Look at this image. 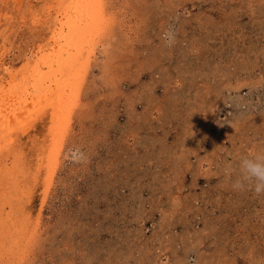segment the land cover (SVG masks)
<instances>
[{
  "label": "rangeland",
  "instance_id": "1",
  "mask_svg": "<svg viewBox=\"0 0 264 264\" xmlns=\"http://www.w3.org/2000/svg\"><path fill=\"white\" fill-rule=\"evenodd\" d=\"M20 1L0 0V90L44 72L1 147L0 264H264V196L224 174L264 150V0H102L87 68L62 72L56 5ZM56 78L66 99H31Z\"/></svg>",
  "mask_w": 264,
  "mask_h": 264
},
{
  "label": "bare ground",
  "instance_id": "2",
  "mask_svg": "<svg viewBox=\"0 0 264 264\" xmlns=\"http://www.w3.org/2000/svg\"><path fill=\"white\" fill-rule=\"evenodd\" d=\"M21 1H23V0H21ZM50 2H53V3L55 2V4L50 3ZM101 2H102V0H56V1L50 0L48 2V4H47L46 9L44 8L46 10V12H47V11H50L52 9L53 5H56V7H54V8H56L57 11H59L58 12L59 16L55 15V16H53L51 18V20L54 19V21L52 20L50 22V25H49L50 33L47 36L48 41H50L49 44L51 43V40H52V46L49 47V48H51L53 52H52V54L49 53V57H51L52 55L54 56V58H52V59L50 58L51 59L50 63H52V61L54 62L53 65H56V68H55L56 71H61V72L64 71V70L66 71V70L70 69L72 66H74L75 69L77 68V69H81V70H85L87 68L86 66H88L90 54L89 53H85L82 48H84L86 46H89V47L91 46V43H92L93 39H95V37L98 35L99 31H102L101 28L104 27V23L107 24V21H108V20H106V14L107 13L105 14L104 8H103V4ZM17 3L18 2H16V4ZM36 18H38V17H36V14L32 13L31 14V20L33 21ZM3 35H5V34H3ZM45 43H47V42H45ZM39 46H40V44L37 45V47H39ZM38 49H39L38 51H40V49L42 50L43 48H38ZM72 50H74V51H72ZM77 53H78V56L75 55ZM45 54H46V52H45ZM82 55H83L84 59H82L81 61L77 62V59L80 56H82ZM47 60H49V59H47ZM44 62L46 63V60ZM38 63L39 62H36L35 65H33L32 69H31V61H30V59H26L22 63L23 65H21L20 67L13 68L14 70L11 69L12 71H14L13 72L14 74L11 73L12 72L11 71L8 80L6 79V80L1 81L3 83L1 85L2 89L0 90L1 91L0 92V102L5 101V103L4 104L0 103V149H1L2 146L4 147L5 144H6L5 147H8L10 142H12L11 141L12 139H9L10 138V136H9L10 132L9 131H10L11 128H13V129L20 128V131L23 129V126L25 124V120L23 118V114H24V112H26V110L24 111L25 107H22V103H24L23 105H25V103H27V100L24 98L25 96L23 98H21V99H19V98H20V95H24L26 92L29 91V90L27 91V87H24V84L27 81V80L25 81V78H28L27 77L28 75H24V73L27 72L28 70L29 71L31 70L32 74H31L30 77H32V78L33 77H37L36 79L38 80L40 77H42L43 72H44V71L43 72L41 71V69H43V68ZM3 66H4V64H3ZM19 71H20V73L23 76L22 77L23 85L21 84L22 85L21 88H20V84L18 86L19 82L16 83V79L18 77L17 74H18ZM50 74H51V72H50ZM66 74H67V72H66ZM79 74H81V75H78L77 77L81 78V76L84 73H79ZM74 75H77V74H74ZM15 76H16V79H15ZM51 76H52V74H51ZM51 76L49 77V79L51 78ZM63 76H64V72H63ZM80 78H78V80H81ZM2 79H3V77H2ZM56 79H57V81H54L52 83V85H50V83H49V84H46V85L38 88L35 91L33 90V93H32V96H31L32 98L31 97H29V98H31L32 100H35V98L38 99V98H40L42 96L43 99H41V100L44 101L43 103L47 102L46 101L47 99L48 100L49 99H51V100L53 99L54 102L61 103V101L63 99H66V97H67V88H65V87H67L68 85L72 84L71 83L72 79L71 80L69 79L68 80V84L64 85V86L60 85V83H59L60 80H58V78H56ZM29 81H27L26 84L29 83ZM53 85H55V86L51 87ZM73 86L75 87L76 85H73ZM29 88H31V86ZM29 94H30V92H29ZM29 94H27V95H29ZM52 94H54V95H52ZM17 98L19 99V101H17ZM20 100L21 101L23 100V102L19 103ZM36 103H39V102L37 101ZM62 104L64 105V103H62ZM63 105H61V106H63ZM18 107H20V108H18ZM31 110H33V109H31ZM38 110H36V111H38ZM57 112L58 111H56V117L54 116L55 118L52 121V122H55V124L57 125L56 129L61 124V123L59 124V122H61V119H62V114L57 116ZM28 114H30V113H28ZM42 116H43V114H42ZM30 125H32V124H30ZM20 135H21V133H20ZM12 138H14V136ZM53 138H54V136H53ZM7 139L9 141H7ZM6 141H7V143H6ZM55 143L57 144V142H55ZM56 148L57 147H55V149ZM5 149L7 150V148H5ZM10 149L11 148H9L8 150H10ZM51 149H53V148H51ZM58 149H56V151L55 150L54 151L57 152ZM9 152H13V150H11ZM9 152H8V154H9ZM1 157H2V149L0 150V159H1ZM13 164L14 165L16 164L15 161L13 162ZM52 164H54V163H52ZM19 166H21V165H19ZM16 181H14V182H16ZM17 182L19 183V181H17ZM7 183H11V182L7 181ZM0 184H4V182L0 183ZM15 184L16 183H14V185ZM14 187H16V186H14Z\"/></svg>",
  "mask_w": 264,
  "mask_h": 264
},
{
  "label": "clouds",
  "instance_id": "3",
  "mask_svg": "<svg viewBox=\"0 0 264 264\" xmlns=\"http://www.w3.org/2000/svg\"><path fill=\"white\" fill-rule=\"evenodd\" d=\"M162 39L168 48L174 47L177 33L169 26L162 33ZM233 190L249 191L255 196H264V150L242 156L234 169L227 165L224 169Z\"/></svg>",
  "mask_w": 264,
  "mask_h": 264
}]
</instances>
